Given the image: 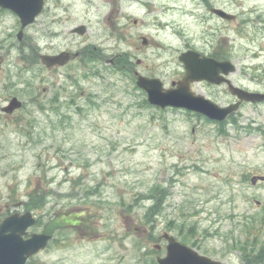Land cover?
Returning <instances> with one entry per match:
<instances>
[{
    "label": "rangeland",
    "instance_id": "374dc122",
    "mask_svg": "<svg viewBox=\"0 0 264 264\" xmlns=\"http://www.w3.org/2000/svg\"><path fill=\"white\" fill-rule=\"evenodd\" d=\"M227 1L226 8L239 15L234 22L207 21L194 0L186 14L162 11L167 15L162 31L150 14L145 25H131L133 36L125 43L116 38L100 43L110 30L96 21L107 9L87 12L71 6L66 21L52 25L62 35L52 37L46 16L52 7L61 16L57 5L62 0H48L29 29L30 45L41 47L38 53L93 42L107 56L54 71L34 54L28 58L32 48L20 44L15 15L0 14V104L13 95L24 103L0 123V199L8 201L33 187L32 193L45 194L47 200L29 231H67L64 237L53 233L57 237L40 263L99 264L103 257L108 264H152L148 259L156 258L145 260L143 253L153 251L161 231L228 264H244L246 249L257 253L253 238L264 242V181L254 185L251 177L264 175V102L242 104L237 121L228 120L223 131L185 109L146 105L133 73L110 62L125 51L138 71L156 73L170 86L183 73L181 51L203 47L210 34L213 42L225 43L237 65L232 80L264 91V0ZM179 21L185 33L177 36L166 23ZM78 23L90 28L83 38L69 32ZM212 25L220 26L219 32ZM143 35L165 37L169 45L144 48ZM193 87L222 105L233 100L223 87ZM163 197L162 206L150 212ZM75 230L96 237L83 241ZM146 240L151 245H143Z\"/></svg>",
    "mask_w": 264,
    "mask_h": 264
},
{
    "label": "water",
    "instance_id": "95a60500",
    "mask_svg": "<svg viewBox=\"0 0 264 264\" xmlns=\"http://www.w3.org/2000/svg\"><path fill=\"white\" fill-rule=\"evenodd\" d=\"M45 0H0V6L11 9L17 13L23 26L34 22L36 16L42 11ZM227 19H234L235 14L224 10L218 11ZM84 33L85 27L78 29ZM22 33H20L21 37ZM42 62L47 66L55 64L63 65L70 59L69 53L59 55H41ZM180 60L185 65V75L178 81L177 88L165 89L160 78H149L139 75L137 84L146 89L148 100L155 105L165 108L167 106L186 107L189 110L198 111L211 119L222 121L231 113L237 111L241 101L260 102L264 100V94L252 92L240 88L225 76L235 72L236 66L230 61H217L212 58L201 57L196 51H187L180 55ZM223 73V75H221ZM206 80L221 84L226 81L230 91L237 95L240 101L228 106H220L203 95H197L191 90V82ZM22 102L14 97L10 104L4 107L5 111H13L21 107ZM264 180V176H253L252 183ZM36 218L31 212L19 216L17 214L6 218L0 224V264H26L28 258L47 246L51 235L46 233H34L30 238L23 235L29 226L36 223ZM168 256L159 259L161 264H227L200 254L195 249L180 243L174 237H169Z\"/></svg>",
    "mask_w": 264,
    "mask_h": 264
},
{
    "label": "flooded vegetation",
    "instance_id": "af4514ba",
    "mask_svg": "<svg viewBox=\"0 0 264 264\" xmlns=\"http://www.w3.org/2000/svg\"><path fill=\"white\" fill-rule=\"evenodd\" d=\"M97 1H99L97 3ZM193 1L194 0H62V2L60 3V9L62 12L61 16H57L54 14V8L52 7V9H50V13L46 16V22L48 23V30H50L51 32V36L52 37H57L62 35L61 32H57L56 29L52 28V25L56 22H65L67 15L66 13L69 11L71 6H74V9L76 7L82 6L86 8V11H93L94 9L97 10H102V9H107V13L100 19H98L96 22L99 23L101 28H108L110 31L107 34L106 39H104V41H101L100 43H105L108 39H112V38H116V41L121 42V43H125L127 39H129L131 36H133L132 34L129 33V29L131 27V25L133 26H139L141 25H145L146 23V15L154 13L155 11H161L166 9V10H173V11H178V10H187V4L193 5ZM198 1V5L196 10H200L203 9L204 11H206L205 14H208L209 18L207 19V21H209V19L211 20L212 18L213 21L216 23H224L227 22L224 18L220 17L214 10V8H221V9H226V5L228 3L227 0H197ZM159 5L160 9H156ZM3 10L0 8V13H2ZM138 12H143L142 15V20L138 19L134 13H138ZM134 15V16H133ZM16 17V30L15 31H19L21 29V24L20 21L18 20L17 16ZM35 25V23L31 24L30 26L26 27L24 29V35H23V42H22V46L26 47L30 45V39H29V29ZM216 27H218L216 25ZM214 25L210 26L209 28L212 29L214 32H219L220 30V26L218 27V29L216 28ZM72 35L74 36H79L75 33H73V29H70L69 31ZM185 33V32H183ZM181 34V33H180ZM208 38L206 40V42L204 44L203 47H194L193 45L188 46L185 50H183L182 52L189 50V49H193L196 50L198 52H200L203 55H206L208 57H212L218 60H224L226 59V49H225V43H222L220 38L217 39L216 42H213L210 39V34H208ZM81 38H83L82 36H79ZM154 42V41H153ZM161 46L160 43H156ZM89 45H92V47H89ZM149 46H151V42L149 41L147 45L143 46L144 48H148ZM62 51H68L70 53H75L77 51H79V55L78 57H74L73 55H71V60L69 61L68 64L64 65V66H54L52 68H48L46 67L49 71H54L56 69H63V68H67L69 67L73 62L77 61V60H82L85 58H89L92 55H96V56H100L103 58H107L105 53V49L100 46L97 45L96 43L90 42V43H86L84 45V47H81L80 49H76L74 50L70 45L69 47H66L64 49H61L59 51H55V50H50L47 53L50 54H57L60 53ZM90 51V53H89ZM111 55V54H110ZM117 56H121L124 57L125 56H129L127 54L123 53H119L116 54ZM111 61L114 60V58H110ZM139 63L141 65L144 64L142 59H139ZM146 69H150L149 65H145L144 66ZM133 71H134V67H133ZM152 71V70H151ZM146 76H150V77H157V74L153 73V72H148L147 74L144 73ZM76 76V75H74ZM76 78V77H75ZM77 79V78H76ZM176 81V80H172L171 82ZM201 83L206 84L207 86H210L212 88H221L222 85H216V84H212L209 83L207 81H203ZM75 85H77V83H75ZM225 88V87H224ZM46 90V89H45ZM77 90V88L75 89ZM67 92V91H66ZM82 93V92H81ZM9 99V98H7ZM55 100V99H53ZM7 102V101H6ZM75 101L72 98L70 100V104H73ZM3 104H0V115H1V119H0V123L2 121H4L7 118H10L12 115H15V113L19 110H22L24 107H22V109H17L14 110L11 113L5 112L3 109ZM32 194L31 191H29L28 189H25V191L20 194H17L16 196H13L12 198L8 199V201H2L0 199V223L5 220L7 217L13 215V214H17V215H23L25 214L27 211H31L34 212V214L36 215V211H39L41 209V207H43L45 205V201L46 199V195L43 194L38 198L37 203H34L32 198L30 197ZM44 202V203H43ZM43 232V231H42ZM78 233V235H76L77 238L80 239H85V238H89L92 239L94 236L93 235H86L84 233H82V231H76ZM33 232L28 231V233H26V235H24V237H29L31 236ZM49 233V232H46ZM53 233H57L59 234V236L64 237L66 235H63L64 233H66V231H59L56 230V232L54 231ZM53 233H50L52 235V238L49 241L50 243H54L55 241V237H57L56 235H53ZM81 233V234H80ZM156 243L153 244V251H146L145 253H143V256L146 260L147 257H155L156 261H153L152 259H148L147 263H152V264H160L158 262V259L160 257H164L167 255L168 252V243H169V238L167 236V231H162L159 233V235L156 237ZM88 240V239H87ZM256 242L257 248L256 246L254 247L255 249H257V253L255 252L254 255L257 258H260L261 255H264V242L262 243V245H260V242L258 241V239L254 240ZM66 243V242H64ZM151 245V241H144L143 245ZM49 246V245H48ZM109 248L108 245H106L105 247L102 248V252L100 253L102 256L105 252V250H107ZM155 248V249H154ZM49 248L47 247L44 250H41L40 252H38L37 254L33 255L30 257L28 264H42L40 263L41 259H38L44 252H46ZM99 254V255H100ZM98 255V256H99ZM143 258V257H142ZM67 258H63V261L65 263H67L66 261ZM103 262L99 263V264H108L107 260L104 259L102 257ZM144 261V260H143ZM83 264H92L89 262H84Z\"/></svg>",
    "mask_w": 264,
    "mask_h": 264
},
{
    "label": "trees",
    "instance_id": "16d2710c",
    "mask_svg": "<svg viewBox=\"0 0 264 264\" xmlns=\"http://www.w3.org/2000/svg\"><path fill=\"white\" fill-rule=\"evenodd\" d=\"M120 67H121V66H120ZM232 120L237 121L236 118H232ZM227 123H228V121H224V122H221V123L219 124V125L222 127L221 129H222L223 131L226 130V129H225V126H226ZM163 201H164V197H163L162 201H160V202H158V201L156 200V202L150 207V212L158 210L159 207L162 206ZM50 231H52V230H50ZM247 254H248V252H247ZM247 254H246V257H248L247 260H246L247 264H256V263L259 262V261H255V260H253V259L251 258V255H250V254H248V255H247ZM262 258H264V257H262Z\"/></svg>",
    "mask_w": 264,
    "mask_h": 264
}]
</instances>
